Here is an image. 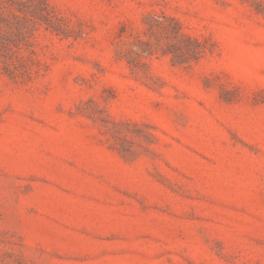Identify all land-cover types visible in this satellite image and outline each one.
Instances as JSON below:
<instances>
[{
	"label": "rangeland",
	"instance_id": "374dc122",
	"mask_svg": "<svg viewBox=\"0 0 264 264\" xmlns=\"http://www.w3.org/2000/svg\"><path fill=\"white\" fill-rule=\"evenodd\" d=\"M0 264H264V0H0Z\"/></svg>",
	"mask_w": 264,
	"mask_h": 264
}]
</instances>
